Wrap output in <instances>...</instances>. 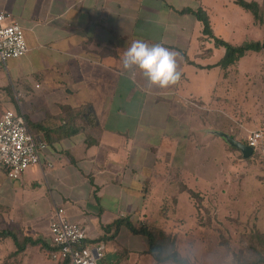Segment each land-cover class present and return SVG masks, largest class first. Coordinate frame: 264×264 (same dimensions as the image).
Returning a JSON list of instances; mask_svg holds the SVG:
<instances>
[{
	"label": "crops",
	"instance_id": "1",
	"mask_svg": "<svg viewBox=\"0 0 264 264\" xmlns=\"http://www.w3.org/2000/svg\"><path fill=\"white\" fill-rule=\"evenodd\" d=\"M209 1L219 2L206 0V5L204 0H0V9L9 15L7 22L24 27L29 46L22 57L0 64V118L7 110L23 112L35 124L34 133L47 144L42 164L31 166L21 180L11 178L7 169L0 166V231L20 230L26 236L50 241L51 218L55 209L62 207L69 221L88 230L87 244L105 245L99 264H175L154 259L147 253V238L126 226L115 238L101 241L100 236L110 237L114 232L105 231L104 226L119 217H130L133 223L175 235L180 252L179 243L191 242L193 235L189 233L198 230L202 234L198 239L201 258L194 257L192 251L181 252L183 255L196 264H237L233 254L238 241L211 243L207 234L213 232L212 224L199 223L197 218L202 230L180 227L185 219L179 215L180 197L191 196L181 187L201 196L215 192L211 189L205 194L191 187L181 163L189 131L192 126L198 128L193 114L206 107L200 92L208 96L212 87L215 90L220 81L228 82L230 77L229 86L235 90L241 73L248 76L245 67L254 56L261 58L259 73L264 69V53L255 52L256 55L252 51L225 70L215 65L224 56L225 48L216 47L204 37V25L192 13L180 12L203 7L218 36ZM226 24L230 25V21ZM233 33L228 39L233 44L253 39L245 37L240 41L235 37L239 31ZM133 40L175 49L179 54V81L160 89L149 86L138 69L131 78L122 74L120 57ZM210 78L213 80L201 91L197 82ZM195 89L199 91L196 97ZM217 98L220 96L214 93L210 102ZM220 110L228 112L214 109ZM237 124V133L235 129L232 133L213 125L208 127L214 135L221 131L247 140L249 134L240 137V128L245 124L241 120ZM69 127L78 131L67 134ZM259 129L264 132L263 123L252 131ZM229 147L235 157L233 151L237 148L230 144ZM169 150L174 162L166 156ZM258 153L259 158H264V139ZM239 155L242 161L237 165H243L244 160L248 161L246 167L251 165L252 156L244 158L242 152ZM157 178L163 186L158 208L152 204L153 179ZM170 186L174 192L168 191ZM173 196L178 197L176 204ZM258 211L259 208L253 211L255 217ZM189 215L197 217L195 212ZM255 220L256 228L264 232L258 218ZM14 251L13 239L0 236V264H54L40 246H28L24 254L10 258ZM135 251L140 254L134 256Z\"/></svg>",
	"mask_w": 264,
	"mask_h": 264
},
{
	"label": "rangeland",
	"instance_id": "2",
	"mask_svg": "<svg viewBox=\"0 0 264 264\" xmlns=\"http://www.w3.org/2000/svg\"><path fill=\"white\" fill-rule=\"evenodd\" d=\"M259 1L264 4V0ZM204 3L207 5L206 0H204ZM226 3L230 5L227 6ZM208 6L212 7L214 13L212 19L214 25L217 27L219 37L228 40L232 37V34H235L233 31H236V34L239 31L238 36L235 35V37H239L240 41L244 40L245 37L257 40L263 36V31L261 30L260 33L257 27L254 26L252 15L242 7L234 6L233 0H219L218 3L209 1ZM228 21H230V25L226 24ZM252 52L251 54L258 55V53H255L257 51ZM248 61L249 66L245 67V70L249 74L247 76L245 72L244 75L241 73L239 76L241 81L235 90L229 86L232 80V77H230L228 82L220 81L215 90L212 87L208 96L204 92H200L202 98H204L203 101L206 102V107L204 111L196 110L193 114V119L197 120L196 127L198 128L193 129L195 126L189 127L191 128L189 131L191 134L189 136L190 139L188 140L186 151L181 155L183 157L181 163L185 167L184 176L188 179L190 186L197 190H202V192L205 191V194L211 189H214L216 193L210 191V196H203L205 203L202 211L198 210L195 199H192L187 194H183L178 203L179 215L185 216L186 220L184 219V223H181L180 227L182 230H190L191 228H200L202 230L199 223L211 220L206 221V224H212L214 227L213 232L207 234L208 240L211 243L221 240L220 234H223L226 238L230 236V241L237 242L238 231L255 226L256 218L260 222L259 226L264 230V194L262 193V190H264V158H251L249 161L251 165L247 164V167L246 162L248 161L246 160H244L243 165H237L239 164L238 162L242 161L239 155L241 151L236 149L233 151L235 157L231 156L229 142L225 137L211 133L210 127H208L213 125L228 132H232V129H235L234 133H237V122L241 120L245 126L240 128V137H245L247 134L250 135L253 132L252 130L256 129L259 125L264 124V80H262L264 69H262V73H259L258 69L261 66V58L257 56L249 58ZM262 63L264 64V59H262ZM211 80L213 78L204 82H197L198 86L202 87L201 91L205 87L204 85ZM198 92V90H194L195 97ZM214 93L220 96V98L210 102L214 97ZM19 95L22 97L21 93ZM221 102L229 103L224 105ZM210 107L211 109L208 111ZM214 109H228V112H230V115L232 113V116H229L228 112L224 110H220L221 113L214 111ZM236 111L237 114L235 115ZM194 124L195 122H193ZM171 150L167 152L166 156H168V160L170 159V161L174 162ZM23 175L19 178L20 180ZM241 176L245 177V181L241 180ZM160 181L161 179L158 178L153 179V183H155L153 191L155 190V192L152 191V197L155 200H153L152 204L157 208L159 204L158 199L160 198L159 193H162L163 189L162 182ZM157 185L159 186L157 187ZM169 188V192H172V190L174 192L173 187L170 186ZM212 194L213 196H211ZM256 208H259L258 217H255L253 213L254 210L256 211ZM196 210L199 212L198 215ZM191 212H195L197 217H190L189 214ZM208 215L215 217L212 220L211 217L208 218ZM197 218L199 223L197 222ZM189 235H193L191 242L188 243L184 240L179 243L182 248L181 252L184 254H192L193 252L195 254V256L193 255L194 257L198 256L201 258L202 250L201 248L199 249L201 243L198 239L201 238L202 234L198 230H194ZM49 238L51 242V233ZM89 245L94 246L93 244ZM134 253V256L140 254L136 251ZM204 257L207 258V253H205Z\"/></svg>",
	"mask_w": 264,
	"mask_h": 264
},
{
	"label": "trees",
	"instance_id": "3",
	"mask_svg": "<svg viewBox=\"0 0 264 264\" xmlns=\"http://www.w3.org/2000/svg\"><path fill=\"white\" fill-rule=\"evenodd\" d=\"M233 3L238 7H242L245 11L250 13L253 17L254 24L263 31L262 39H248L243 41L241 44H233L228 40L218 37L214 33L213 26L211 24L210 16L207 11L200 7L197 10L192 8H185L180 12L192 13L199 21L203 23V35L208 40L212 41L216 47H224V56L215 64L220 66L222 69H227L230 66L237 65L241 58L246 56L250 51H257L264 53V4L259 0H233ZM30 129L34 131L35 124L31 122L29 116H26ZM44 122V121H43ZM42 122V123H43ZM38 127H44L40 124ZM49 131V130H48ZM78 131L77 128L69 127L67 129V134H73ZM59 136V133H56ZM63 137V136H62ZM61 138V137H60ZM248 143L247 140L243 141ZM259 157L258 149L254 151L251 158ZM182 192L187 191L193 199L196 200L198 210L202 211L204 206L203 196L201 194L189 189L186 186L181 187ZM173 203L176 204L178 201L177 196H173ZM168 205L165 207L167 208ZM164 208V209H165ZM205 211V209H203ZM212 220L215 216L208 215ZM205 220L200 223L207 225ZM255 225V224H254ZM122 226H126L133 233L144 235L148 240V250L147 253L151 254L154 259L158 262H172L175 264H196L189 256L183 255L177 244L176 236L173 234H168L163 230L153 229L144 223H133L130 217H119L114 222L109 225L104 226L105 231L113 230V234L109 236H100L101 241H108L116 237ZM0 236L11 237L16 245V251L10 254V258L15 255L24 254L28 246H40L41 250L51 259L54 264H72L69 258H54V254L57 253L58 249L51 241L45 240L43 237L32 238L26 236L20 230L7 229L0 231ZM238 248L234 249V257L237 264H264V232H261L253 226L247 232L241 231L238 233ZM221 241L228 243L230 241V236L228 238L224 237L223 234L219 236ZM87 245V240L84 241ZM240 246V247H239ZM9 264V261L7 262ZM11 264V263H10Z\"/></svg>",
	"mask_w": 264,
	"mask_h": 264
},
{
	"label": "built area",
	"instance_id": "4",
	"mask_svg": "<svg viewBox=\"0 0 264 264\" xmlns=\"http://www.w3.org/2000/svg\"><path fill=\"white\" fill-rule=\"evenodd\" d=\"M8 17L7 12L0 9V63L3 65L29 50L24 27L17 22H7ZM263 139V130H255L249 135L247 144L257 150ZM46 146V142L31 131L23 112L7 110L3 113L0 118V166L7 169L11 178L18 179L30 166L42 164ZM50 231L51 240L58 249L54 258H69L72 264H99L104 257L105 245L83 244L89 238L88 230L69 221L62 207L55 209Z\"/></svg>",
	"mask_w": 264,
	"mask_h": 264
},
{
	"label": "clouds",
	"instance_id": "5",
	"mask_svg": "<svg viewBox=\"0 0 264 264\" xmlns=\"http://www.w3.org/2000/svg\"><path fill=\"white\" fill-rule=\"evenodd\" d=\"M178 52L161 43L149 44L133 40L120 57L122 74L131 78L138 69L149 86L167 89L181 76L178 70Z\"/></svg>",
	"mask_w": 264,
	"mask_h": 264
},
{
	"label": "water",
	"instance_id": "6",
	"mask_svg": "<svg viewBox=\"0 0 264 264\" xmlns=\"http://www.w3.org/2000/svg\"><path fill=\"white\" fill-rule=\"evenodd\" d=\"M216 133L220 136L225 137V139L229 142L232 147L239 149L242 152L244 158H249L254 154L255 150L252 146L244 143L241 140L236 139L234 136L221 131H218Z\"/></svg>",
	"mask_w": 264,
	"mask_h": 264
}]
</instances>
